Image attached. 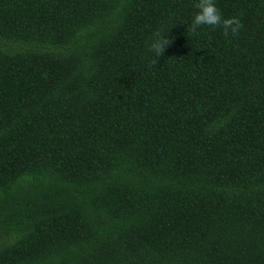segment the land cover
Here are the masks:
<instances>
[{"label":"trees","instance_id":"1","mask_svg":"<svg viewBox=\"0 0 264 264\" xmlns=\"http://www.w3.org/2000/svg\"><path fill=\"white\" fill-rule=\"evenodd\" d=\"M197 2L0 0V264H264V0Z\"/></svg>","mask_w":264,"mask_h":264},{"label":"clouds","instance_id":"2","mask_svg":"<svg viewBox=\"0 0 264 264\" xmlns=\"http://www.w3.org/2000/svg\"><path fill=\"white\" fill-rule=\"evenodd\" d=\"M197 12L191 25V31L196 32L200 26L222 27L225 36L229 35V31L235 36L243 27L241 21L237 18L224 19L216 7L213 0H198L195 4ZM170 34V33H169ZM168 35H164L162 30H157L153 33L150 50L155 52L157 56L162 57L165 50L172 44V39Z\"/></svg>","mask_w":264,"mask_h":264}]
</instances>
